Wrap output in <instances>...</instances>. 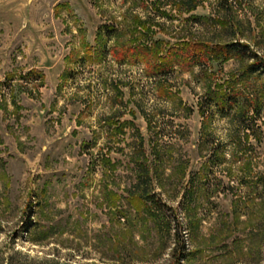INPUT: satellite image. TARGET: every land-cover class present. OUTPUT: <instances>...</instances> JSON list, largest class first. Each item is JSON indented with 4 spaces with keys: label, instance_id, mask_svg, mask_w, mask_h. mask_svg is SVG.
I'll return each mask as SVG.
<instances>
[{
    "label": "rangeland",
    "instance_id": "obj_1",
    "mask_svg": "<svg viewBox=\"0 0 264 264\" xmlns=\"http://www.w3.org/2000/svg\"><path fill=\"white\" fill-rule=\"evenodd\" d=\"M178 1L0 0V264H264V74L112 53L239 41L264 61V0Z\"/></svg>",
    "mask_w": 264,
    "mask_h": 264
},
{
    "label": "trees",
    "instance_id": "obj_2",
    "mask_svg": "<svg viewBox=\"0 0 264 264\" xmlns=\"http://www.w3.org/2000/svg\"><path fill=\"white\" fill-rule=\"evenodd\" d=\"M180 5H184L186 7V11H192L197 7V4L195 3V0H179L178 1ZM221 1L220 3H222ZM220 8L224 11L225 14L230 12V5L225 1L224 5H218ZM106 30V36H110L109 32L111 29H106V27H103ZM100 29L97 32L95 42L97 46L100 47V49L90 50L88 49L85 52V57L89 62H100L105 57L104 51H102V48L104 45H99L100 38L105 36L104 33L102 34ZM142 47L137 46V48H127L126 50L122 49L121 51H115L116 49L112 50V53L115 56L116 61L118 64L124 63V61H139L148 67L153 66L152 63H150L149 59L147 58V54L151 57L148 58H154L153 64L159 63L161 66H164L165 64H168L170 60L173 59H179L184 64H199V63H208L213 64L216 63L217 65L221 64L222 62H225L226 60L230 58H235L239 61H247V60H253V63L248 64L245 67L244 72L242 73V77H248L250 74H264V61L259 59L257 55H255L252 51H250L249 47L245 45L242 42L236 41L233 43H225V44H205V43H191V42H183L179 47L177 48H168L165 56L162 57L160 53L156 50V53L153 52V50L150 47H145L142 49ZM159 56V57H157ZM129 59V60H128ZM150 63V64H149ZM155 65V64H154ZM157 67L154 71H150L151 73H146L147 77H153L158 78L159 75L162 72V69L159 70L158 64H156ZM150 74V75H149ZM156 75V77H155ZM27 76H31L30 73L27 74ZM34 80V79H33ZM160 87V86H159ZM261 88H264V81L261 83ZM161 89V88H160ZM159 89V91H160ZM211 92L208 93L210 95ZM219 101L227 104L229 103V100L226 99H219ZM255 104V99L252 101L250 100V103ZM218 104V103H217ZM260 111V107L258 112ZM244 115V112H242ZM129 202L132 207H134L135 212L140 215L142 212L145 213L146 216H150L152 222L155 225H158L160 223V219L157 216V209L154 208V202L152 200V197H147L145 194H139V195H131ZM176 238L178 237V233L175 234ZM174 256V253L173 255ZM183 258V257H182ZM182 260V259H180Z\"/></svg>",
    "mask_w": 264,
    "mask_h": 264
}]
</instances>
